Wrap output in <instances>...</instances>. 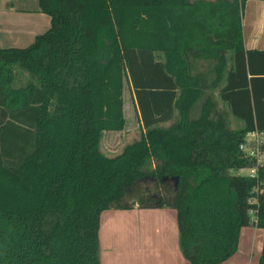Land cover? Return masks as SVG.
<instances>
[{
	"label": "trees",
	"instance_id": "16d2710c",
	"mask_svg": "<svg viewBox=\"0 0 264 264\" xmlns=\"http://www.w3.org/2000/svg\"><path fill=\"white\" fill-rule=\"evenodd\" d=\"M246 2L39 0L49 30L0 46V264H102L111 209H175L190 264H220L243 227L264 229V166L238 174L253 165L245 135L264 131ZM127 86L141 135L109 156L102 137L127 124Z\"/></svg>",
	"mask_w": 264,
	"mask_h": 264
},
{
	"label": "crops",
	"instance_id": "0c3cea01",
	"mask_svg": "<svg viewBox=\"0 0 264 264\" xmlns=\"http://www.w3.org/2000/svg\"><path fill=\"white\" fill-rule=\"evenodd\" d=\"M243 26L245 47L264 50V0H247ZM50 27L51 16L40 10L39 0H0L2 48L28 47ZM134 222L139 229L132 233ZM119 227L126 231L120 240ZM100 240L102 264H190L180 249L173 208L107 210L101 217ZM263 246V228L243 227L237 252L220 264H259Z\"/></svg>",
	"mask_w": 264,
	"mask_h": 264
},
{
	"label": "rangeland",
	"instance_id": "374dc122",
	"mask_svg": "<svg viewBox=\"0 0 264 264\" xmlns=\"http://www.w3.org/2000/svg\"><path fill=\"white\" fill-rule=\"evenodd\" d=\"M246 6V5H245ZM245 15V11H244ZM18 77L21 84H25L29 80L27 73L23 71H18ZM124 113L126 117L127 124L122 131H106L102 137L101 150L109 156H115L120 153L123 147L140 138L142 123L138 114V109L136 103L134 102L130 88L127 86L124 92ZM236 127V125H235ZM248 173L247 169H241L238 174L246 175ZM151 184V183H150ZM127 228V227H126ZM132 233L139 229L138 223L132 224ZM155 226L150 227L151 234H155ZM119 240L122 235L124 239L125 230L121 227L118 229ZM122 242H118V247L121 248ZM128 250V249H127Z\"/></svg>",
	"mask_w": 264,
	"mask_h": 264
},
{
	"label": "built area",
	"instance_id": "2783aa9c",
	"mask_svg": "<svg viewBox=\"0 0 264 264\" xmlns=\"http://www.w3.org/2000/svg\"><path fill=\"white\" fill-rule=\"evenodd\" d=\"M240 149L253 161L251 167L243 168L248 170L246 175L259 178V169L264 166V131L259 129L249 131L245 135ZM256 191H259V187L256 188ZM249 202L253 205L249 213L256 219L260 204L258 198L254 196L249 199Z\"/></svg>",
	"mask_w": 264,
	"mask_h": 264
}]
</instances>
